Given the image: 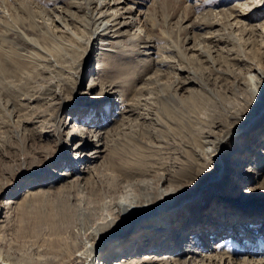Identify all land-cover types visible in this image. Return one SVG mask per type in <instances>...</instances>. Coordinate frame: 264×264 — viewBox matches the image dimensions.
<instances>
[{
	"label": "rangeland",
	"instance_id": "rangeland-1",
	"mask_svg": "<svg viewBox=\"0 0 264 264\" xmlns=\"http://www.w3.org/2000/svg\"><path fill=\"white\" fill-rule=\"evenodd\" d=\"M119 1L123 2L121 12H128L135 26L118 28L113 38L96 37L92 45L91 36L98 27L92 13L96 16L99 0H0V256L4 261L47 264L42 256L50 254L47 250L55 240L49 232L50 218L68 208V198L64 201L62 191H56L76 182L79 174L61 181L50 176L75 172L74 165L68 167L59 160L55 164V159L63 150L71 152L82 142L77 134L84 129L104 132L121 148V140L135 119L154 128V118L164 114L162 105H173L181 120L238 112L247 118L252 113L250 136L244 135L236 143L241 142L246 151L252 146L249 159L258 148H264V107L261 111L250 109L248 101L252 99L245 88L249 74L258 66L264 68V0ZM247 9L246 27L233 26ZM103 41L105 44H100ZM193 74L198 84L179 89L176 83ZM174 95L180 99L174 100ZM146 115L151 118L142 120ZM52 151L55 161L47 157ZM108 157L95 164L97 169L103 168ZM234 157L230 155L229 162ZM247 163L242 171L249 168L251 163ZM33 164L41 165L37 172L20 174L23 166L33 170ZM94 175H86L87 180L92 181ZM254 176L256 182L249 181V186L264 184V169ZM228 180L219 178L201 196V202L208 204L201 207L199 225L205 229L201 231L204 235L199 234L204 240L197 248L211 260L217 257V261L192 264H226L220 260L225 256H230L233 264L264 260V252L256 253L255 245L257 238L264 243V193H255L247 202L234 206L241 209L236 214L245 217L244 223L228 217L223 223L222 219H208L213 214L212 200L228 194L233 184L231 177ZM33 193H40V197H33ZM14 202L21 204L19 209ZM6 203H12L7 212ZM21 206L29 209L23 217ZM33 206L40 213L31 211ZM217 214L214 217L218 218ZM40 218L48 221L40 224ZM216 222L222 223V228ZM245 225L256 231L252 238L242 236L228 247L208 248L230 240L237 227L243 232ZM172 239V246L179 247L180 241ZM186 244L188 240L182 247ZM126 245L134 248L135 256L147 246H138L133 239ZM119 257H113L110 264ZM181 260L179 264H191Z\"/></svg>",
	"mask_w": 264,
	"mask_h": 264
},
{
	"label": "bare ground",
	"instance_id": "bare-ground-1",
	"mask_svg": "<svg viewBox=\"0 0 264 264\" xmlns=\"http://www.w3.org/2000/svg\"><path fill=\"white\" fill-rule=\"evenodd\" d=\"M113 2L112 4L111 0H99L96 16L92 13L98 27L91 36L90 44L93 45L92 40L96 37L117 36L118 28L135 26L134 18L128 17L126 15L128 12L120 10L123 2L119 0ZM247 11L241 16L238 15V19L236 18L232 25L245 26L246 15H250L248 9ZM103 43L104 41L100 42V44ZM190 84H198L195 74L176 83L179 89ZM245 88L249 92V100L252 99L248 101L250 109L257 107L261 111L264 107V68L258 66L254 74H249V79L245 81ZM112 94L117 96V91H113ZM173 98L180 99L175 95ZM207 99L210 100V98ZM170 100L174 102L173 99L170 98ZM160 109L164 114L162 117L157 116L158 119L154 118L152 124L154 128L149 127L139 118L135 119L132 122L134 126L121 140V148L116 147L114 140H110L104 132L84 129L77 134L82 142L77 144L71 152L63 150L59 159H55V164L59 160L58 163H64L68 167L74 165L77 169L73 174L59 172L51 175V180H67L74 174L79 176L76 182L71 181L69 187L62 186L56 191H62L64 201L68 198L66 202L68 208L59 211L58 217L53 215L54 219L50 218L49 232L55 240L47 250L50 254L47 257L41 255L44 262L47 264H110V260L116 256L120 257L114 264H179L182 258L191 264L195 261L201 263L217 261V257L212 256L211 260L207 255H202L197 248V245L203 244L199 241L204 240L199 234L205 229L199 225L202 218L201 207L208 204L201 202V196L207 190L206 188L212 186V183L219 178L225 182L230 181L228 178L231 177L233 184L229 187L228 194H222L217 196V200H212L210 209L213 210V214L208 219H222L223 223L224 219L229 218V220L238 219L244 223L245 217H241L239 212V215L236 214L241 209L234 206L247 202L255 193H264V184L258 183V186L253 187L248 185L249 181L253 182L256 179L254 175H259L264 169V148H258V153L249 159L252 146L246 151L244 148L246 146L243 147L241 142L236 143L240 137L247 134L248 137L250 136L253 129L250 127L248 129V124L253 122V114L245 118L239 112L231 115L224 113L213 116L211 119L194 115L193 118L186 116L181 120L175 115L178 111L173 105L169 108L162 105ZM143 118L147 121L151 117L146 115L141 119ZM258 123L257 128L261 125ZM164 127L169 130L166 131ZM255 138L256 135L252 137V140ZM255 142L258 144L259 141L255 140ZM75 151L77 153H74ZM105 153L106 156L103 158ZM71 155L75 157L71 158ZM230 155L235 156L233 162H229ZM47 157L52 160L56 156L52 151ZM107 157L103 168L97 169L95 164ZM247 160L251 164L249 168L242 171ZM79 165L85 166L78 169ZM40 166L33 164L31 167L33 170L23 166L20 174L35 173ZM234 172L235 177L232 176ZM91 173L95 174L94 178L88 181L86 175ZM48 193V191L44 192L41 199ZM35 196L40 197V193L33 195ZM27 198L31 197L27 196ZM9 204L12 203H6L5 212L10 209ZM20 205L16 204L15 207L20 208ZM58 208L59 206L56 209ZM28 210V206H21V216L26 215ZM31 211L36 214L38 207L33 206ZM216 213H219L218 218L214 217ZM45 215L47 216L44 214V217ZM42 220L38 223L43 224L45 220ZM180 223L183 225L181 230L178 229ZM222 223L220 226L216 222L220 228L223 226ZM239 226L243 227V225ZM249 228L250 225H245L244 231L240 232L237 227V232H234L230 240L227 239L216 247L214 245L207 247L218 250L222 246L228 247L242 236L252 238L256 231H250ZM189 231L191 233L187 234ZM172 237L180 241L179 247H177L178 244L175 247L172 246ZM132 239L136 240L138 246L147 244L143 247L145 252H141L139 256L133 255L134 248L126 245V242ZM186 240L188 244L182 247V243ZM249 240L247 239V242ZM257 240L256 253L264 252V243L260 242V238ZM152 244L153 248H150ZM147 249L149 251H146ZM225 257L227 260H224ZM225 257L220 260L226 264L234 263L230 256ZM255 260L254 264L264 263L262 259ZM0 264L13 263L4 261L0 256Z\"/></svg>",
	"mask_w": 264,
	"mask_h": 264
}]
</instances>
